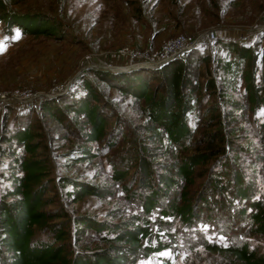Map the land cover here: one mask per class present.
Segmentation results:
<instances>
[{
	"label": "rangeland",
	"instance_id": "374dc122",
	"mask_svg": "<svg viewBox=\"0 0 264 264\" xmlns=\"http://www.w3.org/2000/svg\"><path fill=\"white\" fill-rule=\"evenodd\" d=\"M216 3L222 6L220 10L214 6ZM11 6L18 10L41 9L60 22V35L55 36L21 33L16 27L7 32L0 21V146L6 129L33 122L39 146L32 155L44 158L49 165L45 177L49 188L60 193L56 201L63 193L57 178L68 175L115 190L114 195L88 194L69 201L71 214L90 213L112 220L139 211L138 201L126 195L124 185L138 189L132 172L142 144L150 142L147 134L151 130L147 126H155L157 157L181 163L187 154L203 148V130L222 126L219 118L224 113L228 153L196 165L193 182L187 187V198L195 205L194 221L187 225L171 218L168 225L174 233V247L139 258L135 264H161L164 259L172 264L222 263L223 256L208 249L206 242L245 243L264 254V235L252 230L250 220L255 210L251 201L264 203V132L259 124L264 107H254L248 100L243 71L250 68L249 62L238 58L227 46L235 41L254 49L255 80L261 81L264 0H64L62 7L58 0H22ZM216 28L221 32L212 38L210 31ZM199 33L201 36L182 52L161 57L166 40L180 34L194 38ZM181 58L187 61L189 76L199 85L192 92L187 89L189 101L183 120L189 126V135L178 142L167 137L166 129L154 119L162 94L157 79L149 81L148 89H158V94L144 101L114 86L116 77L106 75L102 80L95 75L106 74L107 70L117 73L155 68ZM86 79L98 88L108 133L88 142L91 158L73 162L66 154L86 143L67 123L73 113L66 112L63 106L77 103L76 93ZM46 102L56 113L61 112L62 118L43 112ZM12 145L21 151V146ZM10 162L0 148V192L10 172ZM115 170L126 172V176L114 178ZM233 171L252 182L249 197L242 199L235 183L227 182ZM212 176H217L224 187L215 186ZM55 206L56 202L45 208ZM111 211L118 212L108 215ZM35 236L50 238L43 231H37ZM89 241L96 243L94 239Z\"/></svg>",
	"mask_w": 264,
	"mask_h": 264
},
{
	"label": "trees",
	"instance_id": "16d2710c",
	"mask_svg": "<svg viewBox=\"0 0 264 264\" xmlns=\"http://www.w3.org/2000/svg\"><path fill=\"white\" fill-rule=\"evenodd\" d=\"M18 1L22 0H0V21L5 31L9 32L12 27H16L21 33L60 35L57 17L41 9L13 8L11 5ZM58 1L62 7L64 0ZM214 6L218 10L222 8L218 3ZM216 17L219 19V16ZM227 46L232 47L238 58L249 62L250 68L243 71L246 94L254 107H264V73L261 81L256 82L254 49L235 41L228 42ZM188 69L187 61L181 58L155 68L117 73L107 70L106 74L95 72V75L102 80L106 75L116 77L113 80L118 82L114 86L144 101L153 100L158 94V89H148L149 81L157 79L162 94L157 101L159 108L154 119L166 129L167 137L178 142L189 135V126L183 120L189 101L188 92L199 85L189 76ZM209 82L214 85L213 80ZM76 95V104L65 103L63 106L66 112L70 110L73 113L67 123L86 143L66 154L73 162L91 158L93 153L88 142L100 140L108 133L105 128L107 119L98 102L100 94L96 84L86 79ZM52 108L46 102L41 109L53 118H62V113H56L57 110ZM222 115L224 117L219 118L222 126L203 130V148L187 154L181 163L157 157L159 150L154 145L158 139L155 126H147L152 131L147 134L150 142L142 144L143 149L133 165V181H136L138 189L129 184L124 185L126 195L138 201L140 210L112 220L99 219L90 213L71 214L67 205L69 201L82 199L88 194L97 197L114 195L115 190L75 176L61 175L57 179L63 186V193L62 198L56 201L55 197L60 193L57 189L54 191L52 187L49 188L50 182L45 177L49 165L44 158L32 155L39 146L31 127L33 122H24L22 126L6 129L0 148L11 162L10 172L0 192V264H135L139 258L153 252L173 248L176 241L168 225L171 218L188 225L196 215L195 205L187 198V187L193 182L196 165L228 153L225 148L227 133L224 132L223 123L226 114ZM259 124L264 132V115ZM12 143L21 146V151L12 148ZM14 168L18 172H13ZM113 175L121 179L126 176V172L115 170ZM228 177L227 182L235 183L237 194L242 199L250 196L252 182H246L238 171L229 172ZM212 178L215 186L224 187V183L217 181V176ZM8 196L12 198L6 200ZM55 202L57 206L45 208V205ZM251 206L255 209L250 216L252 230L264 235V203L252 200ZM117 212L111 211L108 215L115 216ZM37 231L45 232L50 238L36 237ZM91 239L96 240V243H91ZM205 246L223 256V262L219 264H264V254L245 243L219 245L206 242ZM161 264L172 262L164 259Z\"/></svg>",
	"mask_w": 264,
	"mask_h": 264
},
{
	"label": "built area",
	"instance_id": "2783aa9c",
	"mask_svg": "<svg viewBox=\"0 0 264 264\" xmlns=\"http://www.w3.org/2000/svg\"><path fill=\"white\" fill-rule=\"evenodd\" d=\"M220 32V28L212 29L210 35L214 38ZM200 36L201 33L197 34L194 38L186 34H180L166 40L161 49V57H172L176 53L185 50L192 41L194 43Z\"/></svg>",
	"mask_w": 264,
	"mask_h": 264
},
{
	"label": "snow or ice",
	"instance_id": "6c2138e0",
	"mask_svg": "<svg viewBox=\"0 0 264 264\" xmlns=\"http://www.w3.org/2000/svg\"><path fill=\"white\" fill-rule=\"evenodd\" d=\"M19 36V33H17V37Z\"/></svg>",
	"mask_w": 264,
	"mask_h": 264
}]
</instances>
